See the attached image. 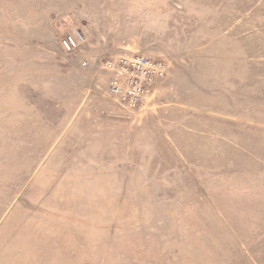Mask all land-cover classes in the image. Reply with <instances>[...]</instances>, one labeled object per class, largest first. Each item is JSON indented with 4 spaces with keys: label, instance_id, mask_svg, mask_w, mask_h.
<instances>
[{
    "label": "rangeland",
    "instance_id": "rangeland-1",
    "mask_svg": "<svg viewBox=\"0 0 264 264\" xmlns=\"http://www.w3.org/2000/svg\"><path fill=\"white\" fill-rule=\"evenodd\" d=\"M0 264H264V0H0Z\"/></svg>",
    "mask_w": 264,
    "mask_h": 264
},
{
    "label": "built area",
    "instance_id": "built-area-1",
    "mask_svg": "<svg viewBox=\"0 0 264 264\" xmlns=\"http://www.w3.org/2000/svg\"><path fill=\"white\" fill-rule=\"evenodd\" d=\"M86 41L84 33L74 29L65 34L62 49L73 52ZM102 68L110 73L109 90L121 103L137 107L151 92L153 84L167 73L164 60H154L142 54L120 55L102 62Z\"/></svg>",
    "mask_w": 264,
    "mask_h": 264
}]
</instances>
